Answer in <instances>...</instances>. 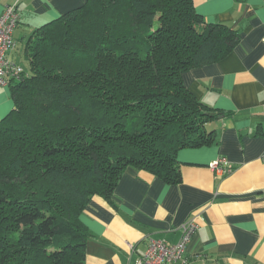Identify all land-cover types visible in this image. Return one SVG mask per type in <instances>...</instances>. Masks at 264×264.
I'll return each mask as SVG.
<instances>
[{
    "label": "trees",
    "instance_id": "trees-1",
    "mask_svg": "<svg viewBox=\"0 0 264 264\" xmlns=\"http://www.w3.org/2000/svg\"><path fill=\"white\" fill-rule=\"evenodd\" d=\"M240 33L194 0H87L37 29L0 121V264H81L92 198L114 205L128 168L181 182L177 154L226 116L183 75L224 60Z\"/></svg>",
    "mask_w": 264,
    "mask_h": 264
},
{
    "label": "crops",
    "instance_id": "crops-1",
    "mask_svg": "<svg viewBox=\"0 0 264 264\" xmlns=\"http://www.w3.org/2000/svg\"><path fill=\"white\" fill-rule=\"evenodd\" d=\"M87 0H0V16L18 3L15 46L7 57L29 70L28 47L37 29ZM207 22L240 33L222 61L183 75L192 94L227 113L208 123L211 145L178 152L181 182L128 168L114 205L95 196L79 217L89 234L81 264H134L150 240L177 243L182 226L197 230L182 260L170 264H264V0H194ZM15 108L10 86H0V121ZM234 168L218 176L211 163Z\"/></svg>",
    "mask_w": 264,
    "mask_h": 264
},
{
    "label": "built area",
    "instance_id": "built-area-1",
    "mask_svg": "<svg viewBox=\"0 0 264 264\" xmlns=\"http://www.w3.org/2000/svg\"><path fill=\"white\" fill-rule=\"evenodd\" d=\"M18 3L6 7L0 16V86H10L13 78L20 79L25 75V69L11 61L7 55L15 46L14 33L20 20ZM211 168L218 176L228 175L234 168L227 159L220 157L211 163ZM197 230L195 219H190L182 226V236L177 243L152 239L146 251L134 264H170L182 260L193 235Z\"/></svg>",
    "mask_w": 264,
    "mask_h": 264
}]
</instances>
